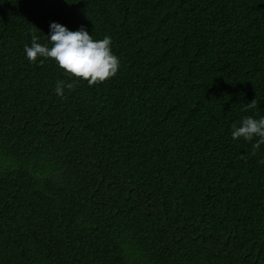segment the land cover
<instances>
[{"label": "trees", "instance_id": "trees-1", "mask_svg": "<svg viewBox=\"0 0 264 264\" xmlns=\"http://www.w3.org/2000/svg\"><path fill=\"white\" fill-rule=\"evenodd\" d=\"M51 22L111 37L116 75L30 62ZM247 116L264 0H0V264H264V144L232 138Z\"/></svg>", "mask_w": 264, "mask_h": 264}, {"label": "clouds", "instance_id": "clouds-1", "mask_svg": "<svg viewBox=\"0 0 264 264\" xmlns=\"http://www.w3.org/2000/svg\"><path fill=\"white\" fill-rule=\"evenodd\" d=\"M49 28L50 32L46 37L50 47L38 42L40 37L35 33L31 37V46L25 45L24 51L30 62H36L38 58H50L70 77L87 81L89 86L102 83L116 75L120 61L112 52L111 37L105 36L96 40L83 26L71 31L56 22H51ZM65 88L73 89L74 84L58 81L55 87L56 95L63 98ZM256 107L257 102L253 99L246 104L245 111ZM232 129L233 139L252 141L257 137L256 143L253 144L254 150L264 144V117L256 119L247 116L239 126L234 123Z\"/></svg>", "mask_w": 264, "mask_h": 264}]
</instances>
